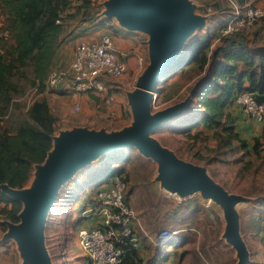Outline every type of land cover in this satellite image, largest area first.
<instances>
[{
    "label": "trees",
    "instance_id": "trees-1",
    "mask_svg": "<svg viewBox=\"0 0 264 264\" xmlns=\"http://www.w3.org/2000/svg\"><path fill=\"white\" fill-rule=\"evenodd\" d=\"M76 1V10L66 14L78 13L82 19L90 17L92 11L89 8L94 0ZM71 5V0H0V118L21 86L27 84L35 92L44 89L45 78L51 67V56L63 28L62 12ZM211 19L212 23L203 27V33L195 32L183 45L180 56L169 67L170 71H167V78L175 76L177 72L186 78L182 94L176 100L182 99L185 94L191 97L183 113L175 115L174 121L170 122L176 123L175 127L191 142L190 145L213 138L212 145L205 142L203 146L215 151L217 155L236 150L238 153L232 160L241 161L246 171L253 164L264 160L262 141L258 136H253L251 140L241 136L237 122L226 108L229 104H235L243 112L234 100L236 93L241 90L251 91L258 101L264 100V44H250L246 31L222 33L220 30L225 21ZM166 82L167 80L158 85L156 97H160L161 92L165 93L168 85ZM166 96L169 97L168 93ZM14 123H0V183L21 187L27 181L32 165L42 161L51 146L54 116L46 99L37 97L30 100L23 117ZM128 148L129 146L119 147L100 155L98 160L103 162L102 165H96L95 168L93 166V171H88L92 174L91 180L95 173L100 174L95 185L114 173H125L126 175H121L127 181V171L122 165L114 163L130 161L132 155ZM201 149L204 148L198 147L191 152L195 158L205 159L207 163L210 157ZM134 154L142 156L137 150ZM146 185L142 184L148 193L146 204L159 207L160 196ZM240 192L253 195L255 200L264 198V188L261 190V186L257 185ZM90 199L92 200V196ZM185 200L177 202L174 208L182 205ZM20 206L19 200L0 189L2 231L5 229L4 219L18 220L17 211ZM158 226L166 227L164 222ZM171 228L175 230V227ZM163 242L167 245L176 241L166 238L160 243ZM120 246L121 256L116 264H142L136 247L125 239L121 240ZM165 255L163 254L164 257ZM85 257L87 258L86 254ZM155 257L156 252L146 258L145 262L156 261Z\"/></svg>",
    "mask_w": 264,
    "mask_h": 264
},
{
    "label": "rangeland",
    "instance_id": "rangeland-1",
    "mask_svg": "<svg viewBox=\"0 0 264 264\" xmlns=\"http://www.w3.org/2000/svg\"><path fill=\"white\" fill-rule=\"evenodd\" d=\"M92 5L95 11L104 8L102 0H94ZM195 10L197 11V8H195ZM216 14L218 16L219 13ZM216 14L214 16H216ZM77 19L84 20L80 16H78ZM106 19H108V17H105L104 21H106ZM262 21H259L261 27L258 26L257 23L256 28L250 26L244 31L247 32L253 29L254 31L256 30L255 33H260V29H264V22ZM106 25L112 33L116 31L115 29H126L120 25H117V27ZM203 27L204 26L196 29L190 34L185 43H187L191 36L195 35V32L203 33ZM137 29L140 28H135L132 31L137 33L138 39L145 43L147 47L148 33H146L145 30L141 29L138 31ZM261 33H264V31ZM147 62L148 55L145 61L141 59V65L136 64L135 68H127L125 66V69L120 75L110 77L109 81L115 84L113 87L115 97H111V101L109 100L107 103L104 102L103 96L101 97L100 93L93 92L91 93V104H85L82 102L83 100L75 101L78 103V107L74 108L72 106L73 101L64 99L63 101L60 100L61 102H56V99H50V96H48V99L44 94L35 92L29 85H23L18 92L14 93L10 103L6 106L5 112L0 118V123L13 125L18 118L23 117L25 107L32 98L44 97L48 100L49 110L54 116V129L52 134H56L60 129H68L77 125H85L92 128L104 127L107 130L114 129L121 124V122H116V119L121 117L124 118L123 122L127 124L131 119V115L128 107L129 104H127L126 101L125 91L134 87L136 75L145 67ZM167 76L168 73L166 72L159 80V86L166 80L168 85L165 89V93L161 92L160 97H156L152 102V110L172 104L181 96L179 94H182L180 85L184 83L186 79L185 76L180 72H177L175 76L171 78H167ZM166 93H168L169 97H165ZM174 116L163 122L152 132V135L161 143L171 148L177 155L183 158L204 164L209 174L229 191L241 193L240 190L247 191L253 185H257L258 187L261 186V190L264 188V160L262 162H257L258 164H253L252 167L244 171L241 161L232 160L233 156L238 153L236 150L217 155L218 153L216 154L215 151H210L207 146H203L205 142H207V145H212L214 143L213 138H208L207 141L201 143L197 141V143L190 145L191 142L182 136L178 127H175L176 123L172 124V122H170L174 121L176 118H174ZM198 147L204 148L201 149V151L204 152L206 156L210 157L207 163L205 159H198L193 156L191 151ZM114 149L107 151L110 153ZM128 149L132 158L125 163L127 165L126 169L128 170L126 189L131 187L128 194L129 203L138 216L142 227H145L143 224L147 225V220L149 222V212L147 208L152 210L151 208L153 207L146 204L148 193L146 187L142 186V184H147L146 186H150L151 189L160 196L158 197L160 200L159 207L157 206L155 210L157 217L154 221L159 222L165 220L164 224L166 227L169 229L175 227V230H177V232L167 238H173L175 240V238L179 237L177 233L184 231L188 234L186 238L188 241L183 246L186 250L183 252L181 264H235L237 257L235 248L223 236L226 220L219 202L212 197L211 209L214 211V215L210 216L208 210L202 205L203 196L199 188L192 189L186 192V194H180L176 190H164L166 187H169V184L166 181L157 179V162L147 155L142 154L141 157H137L134 154L136 153V148L134 146H129ZM99 157L100 155L77 169L68 180L59 186L55 198L45 215L43 239L52 264H87L85 253L79 247L76 236L77 229L82 225V219L84 218L83 216H79V211H81L80 205L84 204V201L89 200V196L96 186L93 182L97 181L100 176V174L95 173V177L90 181L87 179V171L92 169L93 166L95 168L96 165H102L103 162L98 160ZM34 171L35 167L33 164L29 177L23 185L24 187L30 185L34 176ZM122 174L126 175L123 172ZM163 187L165 188L163 189ZM175 195H179L183 199H186L185 202L181 203L182 205L176 208H174V206L177 202H182L183 199L181 198L182 200H180ZM137 198L139 200H137ZM139 201H141L142 204ZM234 206L236 209L238 208L243 211L246 207L244 202L242 203L239 201H236ZM185 215H188V217ZM190 219H192V221ZM187 225H192L193 228L181 229ZM148 230L150 233L153 232V238L155 239L158 230L155 233L150 228ZM3 231L0 229V236ZM247 231V228L241 224L240 232L245 240ZM147 240L149 241L150 238L147 237ZM163 240L164 239H159V242ZM4 243L5 250L8 251L9 260H12L13 264H20L21 256L17 253L16 244L13 239H6ZM160 244L164 247L166 246L164 242ZM260 259L263 260L259 263H250V261H248L249 263L247 262L246 264H263L264 256ZM177 263H179V261Z\"/></svg>",
    "mask_w": 264,
    "mask_h": 264
},
{
    "label": "water",
    "instance_id": "water-1",
    "mask_svg": "<svg viewBox=\"0 0 264 264\" xmlns=\"http://www.w3.org/2000/svg\"><path fill=\"white\" fill-rule=\"evenodd\" d=\"M105 17L114 16L118 25L140 28L148 33V62L136 75L134 87L125 95L129 104V123L116 129L85 125L60 129L51 135V146L40 162L28 187H12L5 182L0 189L20 201L17 221L4 219L1 238H12L22 264H52L44 245L43 226L57 190L80 167L103 152L134 146L138 152L157 162V179L166 181L170 190L186 194L199 188L203 197H214L225 218L223 236L235 248V264L249 261V249L240 232V216L234 203L247 199L227 190L208 172L204 164L177 155L152 132L180 113L190 103V95L162 108L151 109L159 80L175 62L187 38L201 28L206 15L195 10L191 0H102Z\"/></svg>",
    "mask_w": 264,
    "mask_h": 264
},
{
    "label": "built area",
    "instance_id": "built-area-1",
    "mask_svg": "<svg viewBox=\"0 0 264 264\" xmlns=\"http://www.w3.org/2000/svg\"><path fill=\"white\" fill-rule=\"evenodd\" d=\"M191 1L196 4L198 0ZM231 2L233 8L220 32L244 31L255 21L264 19L263 6L250 2L242 5ZM205 8L209 11L211 6L207 4ZM108 23L116 24L115 17H108ZM124 69L122 53L114 47L109 33L103 32L97 40H78L72 47L67 66L62 70L49 69L45 87L75 92H107L110 77L120 75ZM105 97L108 99L111 96L107 93ZM234 100L245 114L257 119L264 117V100L258 101L251 91H238ZM72 106L77 108L78 103L73 102ZM125 192L126 182L120 173L112 174L92 190L91 203L84 208V212L98 215L99 222L92 226L79 227L76 236L79 247L88 258V264H116L121 256L122 239L133 247L138 245L136 226L139 220L128 203ZM175 196L183 199L179 195ZM211 204V197H203L202 205L213 216ZM174 233V229L162 227L157 231L156 240L159 242V239H165ZM261 235L264 248V222Z\"/></svg>",
    "mask_w": 264,
    "mask_h": 264
},
{
    "label": "crops",
    "instance_id": "crops-1",
    "mask_svg": "<svg viewBox=\"0 0 264 264\" xmlns=\"http://www.w3.org/2000/svg\"><path fill=\"white\" fill-rule=\"evenodd\" d=\"M231 1L235 2L236 4H239V3L243 4L244 2H250L254 4H259L264 7V0H198L197 3L195 4L197 8V12L203 13L207 16L206 21L203 26H206V24L212 23L213 20L211 18H214L216 20L221 19L224 22L233 8ZM71 3L72 5L69 7H66V9H64L62 12L63 28L61 30L58 43L51 56L50 69L51 68L57 69V70L64 69L68 64L72 47L78 40H87V41L97 40L99 38V35L103 32L109 33V36L116 50L119 52H122V56L125 60V66L127 68L128 67L135 68L136 64L141 65V59L145 61L146 56L148 55L147 47L145 43H143L141 40L138 39L137 33L132 31L135 28H131L130 30L114 28L116 31L112 33L111 31H109L106 24L112 27H117L118 24L117 23L109 24L108 19L104 21L105 16L101 13L102 11L101 8L98 11H95L94 6L92 5L89 8V10L92 11V15L88 18H85L84 20H81V19H77V17L79 16L78 13L74 15L66 14L67 12L75 11L77 8L78 2L76 0H71ZM207 4L211 6V9L209 11L206 10L205 8ZM216 13H219L218 16ZM215 14L216 16H214ZM259 21L264 22V19H259L251 27L254 26V28H256L257 23H258V26L261 27V24L259 23ZM257 29H260V28H257ZM137 30L140 31L141 29H137ZM255 31L251 29L245 32L247 35V38L251 41L250 44L252 43L253 45L264 44V33H261L264 31V29H260V33H255ZM108 82L110 86L107 92H104V91L97 92L101 94V97L103 96L102 98L105 103L109 102L111 97H115L114 96L115 92L113 90V87L115 86V84H113L110 81ZM185 84L186 83L180 85L181 89L183 88V86H185ZM91 93H93V91L75 92V91H64L62 89L54 90V89H50L47 87H44V89L39 92V94H44V96L48 99H49L48 96H50V99H53V98L56 99V102H59L60 100L63 101L64 99L66 100L68 99L73 102L83 100L82 102H84L85 104L87 103L91 104L90 102L92 101ZM107 93L110 94L111 96L108 99L105 97ZM46 101L48 102V100ZM186 108H184L183 110H185ZM183 110L181 111V113H183ZM226 111L229 112L230 115L237 122V128L239 132L241 133V136L246 137L249 140H251L253 136L259 137V139L262 141L261 152L264 154V117L262 119H257L253 116L247 115L239 111V109L236 107L235 104H229L226 108ZM185 113L187 114V111H185ZM123 121H124L123 117L117 118L116 122H121V124L117 127H121L122 125L126 124ZM127 162L128 161H118L114 164L122 165L124 169L128 172V170L126 169L127 165L125 164ZM88 171H90V169ZM91 177H92V174L88 173L87 179L91 181ZM105 179H108V178H105ZM160 187L162 188L161 185ZM164 188L165 187H163V189ZM169 189H170L169 187H166L164 190H169ZM129 192H130V188L126 189V199L128 203H129V199H128ZM244 195L247 197V199L241 200L239 202H242V203L244 202V205L246 206L245 210L243 211L237 208L239 212V216H240V226L242 224V226L244 225L248 230L246 240L245 238L244 240L249 249L250 263L251 262L259 263L261 260H263L260 258L264 256V249H263L262 241H261V227L264 222V198L255 200V197L253 195H246V194ZM91 196H92V192H91V195L89 196V200L84 201V204L80 205L81 211H79V216H83L84 218L82 219L83 220L82 225L79 227L90 226L92 224L95 225L99 221L98 215L86 214L84 212V208L90 205L91 203V199H90ZM137 200L139 199L137 198ZM139 202L142 204L141 201ZM151 209L152 210L147 208L149 212V218H148L149 222L147 220V225L143 224V226H145L146 228L142 227L140 221H139L140 224L136 226V230H137V234L139 238V243L136 246V249L142 258V264H181V261H182L181 258H182L183 252H185L186 250V248H184L183 246L188 241L186 239L188 237L187 236L188 234H186V231L177 233L179 237L175 238V241H176L174 242L175 244L169 243L165 247H163L160 244V242L156 240V238L155 239L153 238V232L150 233L148 229L150 228L155 233L160 228L159 226H158L159 228H157V225H159V223L161 222H164L165 220L155 222L154 220L157 217V213H155L156 208L152 207ZM188 215H185V216L188 217ZM190 220L192 221V219ZM185 228L190 229V228H193V226L187 225L185 227H182L181 229L185 230ZM147 237L150 238L149 241L147 240ZM6 239H9V238H6ZM6 239H2L0 236V264H13L12 260H9L8 251L5 250L6 248H5L4 242L6 241ZM16 250H17V247H16ZM155 252H156V257H155L156 261H151L149 263H146L145 259L148 258L149 256H152ZM17 253H18V250H17ZM163 254H166L165 257L163 256ZM178 261L179 263H177ZM20 264H22L21 261H20Z\"/></svg>",
    "mask_w": 264,
    "mask_h": 264
}]
</instances>
